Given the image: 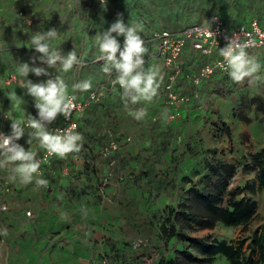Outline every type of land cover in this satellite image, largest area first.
Instances as JSON below:
<instances>
[{"label": "rangeland", "instance_id": "374dc122", "mask_svg": "<svg viewBox=\"0 0 264 264\" xmlns=\"http://www.w3.org/2000/svg\"><path fill=\"white\" fill-rule=\"evenodd\" d=\"M118 1L0 0V131L6 130L11 133V123L21 122L24 134L18 144L25 150L38 154L37 152L43 149L34 135L35 130L25 126L26 120L38 116V110L35 108L34 99L26 93V89L23 87L25 79L19 75L20 65L22 63L31 64V58L34 55H39L30 48L31 37L43 34L49 29L57 30L56 38L50 41L51 50L60 51L65 56L74 51L78 63L74 64L70 71L64 72L59 64L55 68H47L37 60L35 66L45 67L48 75L36 76L30 72L27 79L33 83H41L48 79L59 78L67 86V94L84 98L92 90L108 86L110 79L117 75L115 69L94 71L96 69L90 68L91 63L99 66L105 63L103 60H99L100 54L92 56L91 61L87 60L86 55L88 51L91 56L95 50H98L97 37L115 22L118 14L124 22L132 21L133 15L126 9V5L121 7L122 4L119 5ZM131 1L133 8L137 11L138 19L128 25L136 26L139 35L144 40L147 49L144 56V70L158 72L157 79L160 87L157 96L145 104L149 107H143L146 115L142 120L138 121L133 118L132 113L139 109L133 107L131 102H127L124 108V102L119 103L121 101L114 98L107 106L101 108L103 112L114 110L113 116L105 117V119H108L109 124L112 120L118 122V130L127 133L125 136L130 142L129 144L122 142L119 145V151H121L119 156L124 160L119 161L116 158L115 161L106 164L108 175L106 174L100 189L103 197L96 205L101 209V214H99L103 216L101 222L104 226L102 227L99 222L97 226L93 222L85 221V223L81 222L80 226L74 227L71 220L76 216L66 213L65 209L69 208L72 209L71 212H74L76 207L61 205L56 210L54 208L56 204L52 202L53 197L47 198L42 193L45 190L43 186H39V194L29 195L30 197L24 195L23 189L26 188V184L19 188V193L14 190L6 196L0 193V202H5L8 206L7 211L0 210V264H94L95 261L100 263L104 261L105 264H157L163 257H174L175 250L184 249L186 244L175 243L172 240L167 242L158 237L149 228L151 220H155V217L152 211L146 207H153L154 204L161 207L164 202L169 204L172 202L173 192L187 188L191 183L182 181L181 174L182 176H191V182H195L198 179L196 173L202 165L201 163L199 165L198 162L208 156V150H216L218 156L223 160L237 166L236 174L228 190L233 191L238 187L251 185L257 177V169L253 168L255 162L252 157L264 149V99L261 103L256 102L253 106L247 107L248 109L239 106L238 113L246 112V116L251 118L248 122L239 119L236 107L242 96L247 97H245L246 101L251 99L249 97H264V57L259 54L252 59L259 65V70L253 77L245 78L241 83L234 82L228 73L215 74L209 82L202 86L199 98L189 103L185 119L170 122L168 114H164L161 106V103L165 101L163 86L168 77V70L158 55L159 40L154 27L163 29V31L177 32L191 25L211 26L215 17L222 18L228 26H234L233 20L236 18L234 16L238 9L237 6H241L243 9L240 18L244 17L248 20L262 18L264 20V0H224L225 3L221 0ZM248 2L250 6L244 5ZM222 4H225L226 7L225 16L220 14ZM107 22H110L109 26L102 27L105 29L102 30L99 25ZM112 35L116 39L123 36H116L115 33ZM186 52L189 53V50ZM190 52L189 55L184 53L181 61L193 71L205 58L192 47ZM117 56H119V52H117ZM187 61H190L188 63L190 66L186 64ZM106 66L110 68V65ZM91 69L92 71H89ZM84 72L90 76L86 78L84 75L81 76ZM93 74L98 75L99 80H96ZM83 81H90L91 89L81 91L73 88V85ZM179 86L183 92L189 93L191 90L190 85L183 78L179 80ZM105 95L103 93L102 97ZM153 101L158 102L154 103ZM195 109L199 112L204 110L209 112L203 114L205 116L200 117V122L197 124L194 123L192 116ZM220 119L229 124L231 134L227 136L218 131L217 133L220 132V135L213 137L216 127L211 123L220 124ZM160 121L164 125H168L160 137L170 142L174 147L181 149L183 147V150H187L183 142L188 141V136L195 135L197 143L193 145L196 156H193L192 159L189 157L191 155L186 153L182 165L179 166L180 171L174 169L175 161L169 159L157 161L156 169L152 173L154 178L148 182L149 187L147 189L139 188L145 189V194L150 195L151 200H144L145 203L137 202L139 205L137 210L140 211L135 216L138 226L134 227L132 223L128 224L127 218H123V222H121L119 218H116L115 212H118L117 207L120 205V200L126 204L130 198L129 187L133 183L130 182L131 179L128 180V177L132 171H135L133 166L135 168L143 166V158L141 157V161H139L140 157L137 155L142 150L141 143L152 144L155 134H159L160 131L153 123L156 124ZM170 126L172 128H169ZM171 137L175 138L177 144H173L175 140H172ZM133 155H137L136 158H133ZM143 156H145V152ZM1 158L3 159L0 157V160H2ZM172 159L174 160V157ZM77 162L78 159H75L69 166L63 164L60 173L58 172L59 175H54L56 179L67 182L66 178H68L73 164H77ZM129 162L133 166L127 165ZM8 167L9 164H6L0 167V170H8ZM17 177L13 176L14 182L17 186L22 185L23 183L21 180L18 181ZM38 179L40 177L33 178L35 185H37L36 180ZM160 179H166L168 182L163 180L166 183L162 182L161 184L158 182ZM144 181L142 179L139 183L143 184ZM32 182L28 184L33 190L35 185L32 186ZM123 192H126L128 196ZM138 193L139 195L137 192L135 195H142L140 192ZM241 196L251 197L258 203L257 214L246 228L243 226L227 227L219 224L213 229L198 230L191 234L198 238L210 235L217 239H244L246 240L245 248H247L254 232L259 230L264 223V188H259L258 184H254L253 189L246 188ZM28 211L31 212V216L27 215ZM93 216L98 218V216ZM24 223H26L24 227L19 228ZM119 223L120 225H118ZM123 232L124 234H120ZM111 238L112 240L119 238L122 242L128 243V245L127 243L117 244L118 247H125L124 255L114 258L111 253L107 254L110 246L108 247L105 242ZM138 240L141 244L136 246ZM178 256L179 264H229L227 259L220 255H217L211 263H188L183 260L181 255Z\"/></svg>", "mask_w": 264, "mask_h": 264}, {"label": "trees", "instance_id": "16d2710c", "mask_svg": "<svg viewBox=\"0 0 264 264\" xmlns=\"http://www.w3.org/2000/svg\"><path fill=\"white\" fill-rule=\"evenodd\" d=\"M221 1L225 3L224 0ZM118 3L119 5L122 4L121 7H125L126 5V9L133 15L132 21H136V19H138L137 11L133 8L131 0H119ZM244 5L250 6V3L248 2V4ZM237 7L238 9L236 15L234 16L236 18L233 20L234 24L248 23L250 20L247 18H240L243 14L241 6ZM225 9V4H222L220 11L222 16L226 15ZM132 21L128 20L124 23L129 24ZM109 24L110 22H107L100 24L99 26L101 28L108 27ZM156 28L157 27H154V31L157 34L163 31V29ZM102 30L105 29L102 28ZM117 41L119 42L120 48H123L124 36L119 37ZM96 54H100L99 48L98 50H95V53L91 56L88 51L86 55L87 60L91 61L93 59L92 56H96ZM117 58H119V56H117ZM159 58L161 57L159 56ZM90 68L96 69L94 71H99L100 69H103L102 71H104L105 69H108L106 64L99 66L95 63H91ZM92 69L89 71H92ZM82 75H84V78L90 76L85 74V72L82 73L81 76ZM93 75L96 80H99L98 75ZM104 79L105 77L103 80ZM92 80L93 78L91 81ZM112 87L113 88L111 90L105 93L106 95L102 97V99L89 103L84 112L77 116L79 122L77 132L82 136V140L80 141L82 147L80 148V151L70 153L67 158H54L50 163H44L41 166L40 174H34V177H40V179H44L48 182L44 192H41L44 193L47 198L53 197L52 202L56 204L54 207L56 210L61 205L65 207H76L74 212H71L72 209H65L66 213L76 216L73 217V220H71L74 227L80 226L81 222L85 223V221L87 223L93 222L97 226L99 222L102 227L104 226L101 222L103 220V216L100 215L101 209H99L96 205L100 203L99 201L103 197L100 189L105 181L104 178L106 177V174L108 175V166L106 164H110L112 161H115L116 158H118L119 161L123 158L119 156L121 153L119 149L111 151L107 156L103 155V149L108 145L110 140L117 142L119 145L122 144V142H125V144L130 143L127 141L128 137L125 136L127 133L118 130V122H114V120H112L109 124L108 119H105V117L111 118L113 113H115L114 110H106L103 112L101 109L105 105L107 106L114 98L121 101L119 103L124 102V108L126 107L127 102H130L122 96V89L118 84ZM245 97L246 96H242L240 101H237L240 104L237 103L236 114L239 119L246 120L248 122L251 118L246 116V112L239 114V106L247 108L253 106L256 102L261 103L262 99L257 97L246 101L245 99L247 97ZM153 102L156 103L158 101ZM146 103L147 102L145 101H140L136 104H131L139 110H144V106L146 108L149 107L148 105H145ZM161 106L163 107L162 110L164 111V114H169L170 106H168L165 101L161 103ZM194 111L195 113H192V116L193 121H195L194 123L196 124L200 122V117L205 116L203 114L209 113L208 110L199 112L195 109ZM232 111L234 112L233 107ZM127 112L129 111L127 110ZM186 112L187 111H183L180 116L174 120L168 119L170 122L183 120L186 117ZM211 124L216 127L213 137L219 136L220 132L225 133L227 136L231 134L229 124L221 119L220 124L216 122H212ZM153 125L158 127V130H160L158 132L159 134H155L152 144L149 142L145 143V145L141 143L142 150L139 153L137 152L138 154L136 153L140 157V159L138 157L139 161H141V157L143 158V166L135 168L131 162L127 164L133 166L135 169V171H132L128 177V180L131 179L130 182L133 183L132 186L129 187L131 192L128 191L130 193V198L128 199L129 204H127L128 202L125 204V202L120 200V205L117 207L118 212H115L116 218H119L121 222H123V218H127L126 221H128V224L132 223L134 227L138 226L135 216L140 211L137 210V207L139 206L137 202L145 203L146 201L151 200V196L146 195L144 190L149 187L148 182L154 178L152 173L156 169L157 161L162 159L175 161L176 164L174 165V169H179L180 171L181 168L179 166L182 165L186 153H188L187 155H191L189 157L192 159L194 158L193 156H196L195 146L193 145L197 143L195 135V137L188 136V141L183 142V145L187 148V150H183V147L182 149L174 147L170 144V142L160 137L162 136L161 133L166 130L168 125H164L162 121L156 124L153 123ZM169 128H172V126ZM2 131L10 133L6 130ZM218 131L220 132L217 133ZM172 140H175V138ZM173 144H177V141L175 140ZM190 144L192 145L190 146ZM40 151L42 152L43 149ZM40 151L37 153L40 154ZM144 152L145 156H143ZM208 153L209 154L206 158H203L202 161L198 162L199 165L200 163L202 165H200L201 169L196 173L198 179H196L195 182H191V176H182L181 174L180 179L182 181H188L191 184H189L187 188H182L178 192H173L171 203L166 204V202H164L161 207H158L155 204L153 207H146L152 211V214L155 217V220H151V226L149 228L154 231L158 237L167 242L172 240L175 243L186 244L184 249L175 250L176 252L174 257H163L157 264H179L178 255H181L183 260L188 263H211L217 255H220L225 257L229 264H264V223L259 230L254 232L251 237V242L248 244L247 248H245L246 240L244 239H217L210 235L198 238L191 234L198 230L213 229L219 224L227 227L243 226L246 228L247 225L254 219L258 211L257 201L251 197L241 196V194L246 190V188L250 187L253 189L254 184H258L259 188H264V149L257 152L252 157V160L255 162L253 168L257 169V177L254 183L238 187L233 191L228 190V188L236 174L237 166L231 162L223 160V158L218 156L216 150H208ZM137 155H133V158H136ZM173 157L174 160L172 159ZM75 159H78V162L77 164H73V167L68 174L69 176L66 178L67 182H65V180L56 179L54 175H59L58 172L63 167V164H67L69 166ZM134 160L137 161L136 159ZM9 167L10 168H8V170H0L2 178L10 184V192L4 194L5 196L12 193L13 190L14 192L16 191V193L20 192L18 187L19 185L17 186L13 179V176L16 177V174L13 172L15 165L9 164ZM142 179L145 180L143 184L139 183ZM17 180L20 181V178L17 177ZM163 180L168 182L166 179H160L158 182L161 184L162 182L166 183ZM34 185L35 183L33 181L32 186ZM143 187H145L144 190L139 189ZM23 190L25 191L24 195L30 197L29 195L34 196L35 193L39 194L40 187L39 185H35V189L32 190L30 189V185L26 184V188ZM136 192L137 195H139L138 192L142 195L136 196ZM123 193L128 196L126 192ZM144 200L146 201L144 202ZM93 215L98 216V218H95ZM118 225H120V223ZM120 234H124V232ZM105 239L104 241H106ZM105 243L108 247L110 246L109 251L107 252L108 255L111 253L114 258L124 255L123 253L125 247H118L117 244H125L127 242H122L119 238L113 240L111 238Z\"/></svg>", "mask_w": 264, "mask_h": 264}, {"label": "clouds", "instance_id": "9594fccd", "mask_svg": "<svg viewBox=\"0 0 264 264\" xmlns=\"http://www.w3.org/2000/svg\"><path fill=\"white\" fill-rule=\"evenodd\" d=\"M119 17L120 14H118V18L115 22H113L107 30L103 31L99 37H97V44L100 52L99 60H103L106 65H110V68L106 69V71L115 69L117 75L115 78L110 79L108 86L94 89L84 98H78L73 94H67V86L62 79H48L41 83H33L31 80L27 79L30 72L36 76L48 75L45 67L35 66V62L37 60L46 65L47 68H55L59 64L64 72L70 71L74 64L78 63L77 56L74 51L69 52L65 56L62 55L60 51L51 50L50 41L56 38L57 30L49 29L43 34L31 37L30 48L34 49V52L39 55H34L31 58V64L22 63L19 67V75L25 79L23 87L26 89V93L34 99L35 108L38 110V116L26 120L25 126L35 130L34 135L39 140L40 147L43 148V151L46 150L48 156L55 155L59 158H67L68 154L78 152L82 147L80 143L82 136L75 131L76 125L73 124L64 129L61 134L50 133L48 127L46 126L47 123L54 121L58 114H62L66 119L70 118L75 105L72 102L73 98H69L68 96H73L78 100L86 101L89 99V96L93 91H96L97 93L100 92L101 95L98 99L88 101V105L93 101L100 100L103 93L111 90L113 88L112 86H115L116 84H118L122 89V96L132 104H136L140 101L150 102L155 96H157L158 89L160 87V83L157 79L158 72L155 70H144V56L147 52L144 40L139 35L136 26H129ZM216 18L223 22L228 29H233L240 25H249L253 21H257L258 23L264 25V20L262 18H254L248 23L235 24L234 26H228L220 17H215V19ZM213 24L211 26H213ZM192 26L196 25L185 27L177 32L164 30L157 36L159 40L158 55L161 57L168 70V77L163 86L165 102L169 106L167 99V86L170 84L171 78L173 77L174 90L188 98L187 103L180 108V114L187 110V106L190 102L199 98L202 86L209 82L210 78H212L215 74L228 73L234 82L241 83L245 80V78L253 77V75L259 70V65L250 59L247 53L258 52L262 57H264L263 49H247L253 44L250 39L242 40L240 35H231L225 37L227 43L224 47L220 48V50L215 49L211 54H204L200 49H197L192 42L188 41L182 48L175 62L167 64L166 54L163 53L162 50L165 33L170 36H179L187 28ZM113 33H115L116 36H124V45L122 50L120 49L119 42L112 35ZM191 47L203 58H205L204 60L202 59L201 64H199L193 71L190 70V67H186L183 64L184 62L181 61L183 54L187 50L191 51ZM117 52H119V58H117ZM220 58H222V60L216 63L217 68H214L212 73V69L208 68L205 70L209 74L208 76L201 77L197 83L194 81L195 77L199 76V73L204 66H214L215 62ZM188 63L190 62H186V64ZM182 78L190 85L191 90L189 93L183 92L179 86V80ZM91 87L92 85L90 81H83L73 85L74 89H79L81 91H88ZM257 97L259 96L249 98L252 99ZM260 98L264 99L262 96ZM84 110L76 115V119L78 115L84 112ZM172 114L173 110L170 107V112L168 114L169 119L174 120L180 116L171 117ZM132 115L134 119L139 121L145 117L146 111L141 109L132 113ZM7 134L9 135L0 133V157H3V159L0 160V167L5 166L6 164L15 165L13 172L20 178L21 182L24 184L31 183L34 178V174H38L41 166L40 161L36 159V156H39L43 151L36 155L32 151H26L18 144L20 138L24 134V127L21 122H12L11 133ZM110 143L111 140L108 145ZM103 155L106 156L104 154V149ZM36 183L37 185L43 187H47L48 184V182L44 179H38L36 180ZM9 192L0 187V193L6 194ZM97 262L99 261H95V263Z\"/></svg>", "mask_w": 264, "mask_h": 264}, {"label": "built area", "instance_id": "2783aa9c", "mask_svg": "<svg viewBox=\"0 0 264 264\" xmlns=\"http://www.w3.org/2000/svg\"><path fill=\"white\" fill-rule=\"evenodd\" d=\"M231 35H240L242 40L250 39L253 42V44L247 49L260 48L264 50V25L258 23L257 21H253L249 25H240L233 29H228L223 24V22H221L217 18L215 19L214 24L211 27H207V26L205 27L202 25L192 26L187 28L179 36H170L169 34L165 33V38L162 44V50L163 53L166 54L167 64H172L175 62L182 48L188 41L192 42L193 45L197 49H200L204 54H211L215 49L220 50V48L224 47L225 44L227 43L225 37ZM220 60H222V58L218 59L215 62L214 66H209V65L204 66V68H202V70L200 71L199 76H196L194 81L197 83L201 77L208 76L209 74L205 71L208 68L212 69L211 71L212 73L213 69L217 68L216 63ZM173 80L174 77L171 78V82L167 86V99L169 106L173 110V114L171 117H177L180 115V108L187 103L188 98L185 95L179 94L174 90ZM100 95H101L100 92L97 93L96 91H93L90 94L89 99L86 101L78 100L73 96H68L69 98H73L72 102L75 105L70 118L66 119L62 114H58L54 121L46 124L49 132L53 134H61L64 129L70 127L73 124L76 125L75 131L77 132L78 121L76 119V115L84 110L88 101L96 100ZM0 133L9 135L4 132H0ZM117 149H118V143L115 141H111V143L104 148V154L107 156L111 151ZM54 158H57V156L55 155L48 156L46 150H44L39 156L38 155L36 156V159L40 161L41 166L44 163L45 164L50 163L51 160H53ZM40 173L41 171L39 169L38 174ZM0 187L8 192L10 190L9 182L4 180L1 174H0ZM0 210L7 211L8 210L7 204L0 202ZM27 215L31 216L32 214L30 211H28ZM140 244L141 242L138 240L136 242V246ZM95 264H105V262L104 261L102 263L97 262Z\"/></svg>", "mask_w": 264, "mask_h": 264}, {"label": "crops", "instance_id": "0c3cea01", "mask_svg": "<svg viewBox=\"0 0 264 264\" xmlns=\"http://www.w3.org/2000/svg\"><path fill=\"white\" fill-rule=\"evenodd\" d=\"M187 53V55H189V53H191L190 51H189V53L188 52H186ZM185 53V54H186ZM248 54V57L250 58V59H253L254 57H256L259 53L258 52H248L247 53ZM187 57H190V56H187ZM191 61V60H190ZM189 61V62H190ZM188 62V61H187ZM8 168H10V167H8ZM25 186V184L23 183L22 185H19L18 187L20 188H22V187H24ZM21 209V208H20ZM20 209H19V211H20ZM51 221H53V220H51ZM26 223H24V224H22V225H20L19 226V228H23L24 227V225H25ZM77 255H79V254H77Z\"/></svg>", "mask_w": 264, "mask_h": 264}]
</instances>
